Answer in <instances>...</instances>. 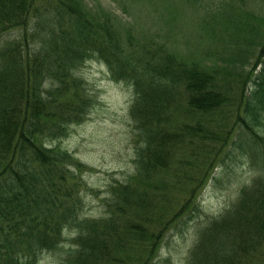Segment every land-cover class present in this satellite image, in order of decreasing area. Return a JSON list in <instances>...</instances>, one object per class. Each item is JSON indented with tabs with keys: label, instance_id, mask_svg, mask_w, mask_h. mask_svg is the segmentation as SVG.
Segmentation results:
<instances>
[{
	"label": "trees",
	"instance_id": "1",
	"mask_svg": "<svg viewBox=\"0 0 264 264\" xmlns=\"http://www.w3.org/2000/svg\"><path fill=\"white\" fill-rule=\"evenodd\" d=\"M244 18L231 24L245 33L257 67L242 75L240 96L233 97L217 66L179 57L152 39L139 43L129 34L124 42L99 4L0 0V264H38L41 252L59 249L70 227L77 233L66 264H154L171 229L182 230L199 211L196 192L204 184L191 177L175 202L176 184L159 176L185 178L208 145L213 163L222 148L238 145L259 170L232 207L199 226L186 264H264V9ZM89 59L133 88L134 177L145 185H112L106 215L94 219L80 216L83 181L72 168L84 165L53 145L92 105L76 73ZM233 106L245 128L214 125L212 115ZM158 206L169 211L165 219Z\"/></svg>",
	"mask_w": 264,
	"mask_h": 264
},
{
	"label": "rangeland",
	"instance_id": "2",
	"mask_svg": "<svg viewBox=\"0 0 264 264\" xmlns=\"http://www.w3.org/2000/svg\"><path fill=\"white\" fill-rule=\"evenodd\" d=\"M85 1L90 7H98L99 4L112 13L124 42L129 34L139 43L152 39L164 43L168 51L179 57L217 66L222 71L220 77L228 75L232 87L229 94L233 97L240 96L239 81L242 75L255 72V55L247 51L245 33H236L231 22H246L245 15L264 9V0H218L214 2L215 5L206 2V6L190 0ZM11 34L4 35V38L9 39ZM16 34L18 32L13 36ZM257 39L259 33L256 32L253 40ZM76 73L83 79L88 94L93 98L92 105L85 119L68 124L67 135L53 145L69 150L74 159L84 165L82 169L72 168L77 179L83 181V185L78 186L83 198L80 216L94 219L106 215L112 185L127 183L132 179L139 188H145L134 177L137 173V147L130 113L134 91L128 82L113 79L107 65L98 59H89ZM233 111L234 106L218 115L214 113V125L223 124L234 127V131H242L241 128L245 126L236 120ZM245 136H242L244 143L249 141L245 140ZM211 146L203 147L202 156L195 162L191 161L192 166L185 178L176 180L167 174L159 176L172 179L176 184L174 200L181 198L184 190L187 191L191 177L200 175L204 178V184L196 192L199 211L191 220L187 219L189 222L182 230L181 226L171 229L163 239L154 264H186L199 226L232 207L241 189L252 184L258 174L259 168L238 145L231 147L232 152H228L226 146L222 148L214 163L207 159L213 152ZM156 177L157 174L152 180ZM72 179L76 180L75 177ZM158 207V215L165 219L169 211ZM176 223L173 222V225ZM76 233V229H67L59 249L41 252L38 264H66L74 247Z\"/></svg>",
	"mask_w": 264,
	"mask_h": 264
}]
</instances>
